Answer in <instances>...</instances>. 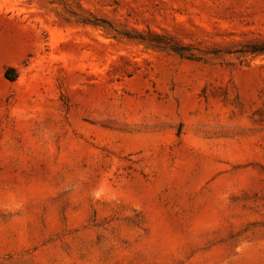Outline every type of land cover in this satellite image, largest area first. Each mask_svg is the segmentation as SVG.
<instances>
[{
  "label": "rangeland",
  "instance_id": "obj_1",
  "mask_svg": "<svg viewBox=\"0 0 264 264\" xmlns=\"http://www.w3.org/2000/svg\"><path fill=\"white\" fill-rule=\"evenodd\" d=\"M0 264H264V0H0Z\"/></svg>",
  "mask_w": 264,
  "mask_h": 264
},
{
  "label": "bare ground",
  "instance_id": "obj_2",
  "mask_svg": "<svg viewBox=\"0 0 264 264\" xmlns=\"http://www.w3.org/2000/svg\"><path fill=\"white\" fill-rule=\"evenodd\" d=\"M218 136V135H217ZM214 141L216 142V143H225V141H226V138H224V137H215V139H214Z\"/></svg>",
  "mask_w": 264,
  "mask_h": 264
}]
</instances>
